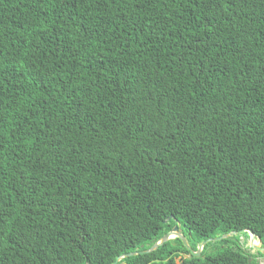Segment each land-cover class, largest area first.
Returning <instances> with one entry per match:
<instances>
[{"label": "trees", "instance_id": "1", "mask_svg": "<svg viewBox=\"0 0 264 264\" xmlns=\"http://www.w3.org/2000/svg\"><path fill=\"white\" fill-rule=\"evenodd\" d=\"M177 221L264 246V0H0V264H113ZM248 239L118 264H258Z\"/></svg>", "mask_w": 264, "mask_h": 264}, {"label": "water", "instance_id": "2", "mask_svg": "<svg viewBox=\"0 0 264 264\" xmlns=\"http://www.w3.org/2000/svg\"><path fill=\"white\" fill-rule=\"evenodd\" d=\"M180 226H181L180 222L177 221L176 225L169 232H167L159 240L154 242L146 250H140V251H135V252L122 254L119 257H117V259L113 262V264H118L122 259L127 258L129 256L151 253V252L157 250L159 247H161L164 243H166L170 239H174V238H179L182 241V243L185 246V248L193 256L199 257L201 255V253H202L203 248L205 247V245L208 242L218 241V240H221V239H224V238H228V237H232V236L238 235L239 233H244V232H247L249 234V245H250L251 249L256 250L257 252H260L261 254L264 255V246H262L261 239L259 237H257L256 234L253 232V230H251L249 228L243 229L241 231H232V232L226 233L224 235H221V236H218V237H215V238H208L205 241L201 242L198 245L196 250H193L191 248V246L188 244V241H187L186 237L181 232ZM255 241H258V243H255ZM250 262H251V258H249V263Z\"/></svg>", "mask_w": 264, "mask_h": 264}, {"label": "rangeland", "instance_id": "3", "mask_svg": "<svg viewBox=\"0 0 264 264\" xmlns=\"http://www.w3.org/2000/svg\"><path fill=\"white\" fill-rule=\"evenodd\" d=\"M242 242H244V237H241V239H240ZM249 239H248V243L246 244V248H249ZM249 252H251V253H256V250H250ZM183 257H189V255H182ZM181 260V257H178L177 258V261L179 262ZM256 261H257V263L258 264H264V257H260V256H257V258H256Z\"/></svg>", "mask_w": 264, "mask_h": 264}, {"label": "bare ground", "instance_id": "4", "mask_svg": "<svg viewBox=\"0 0 264 264\" xmlns=\"http://www.w3.org/2000/svg\"><path fill=\"white\" fill-rule=\"evenodd\" d=\"M255 243H258V241H255Z\"/></svg>", "mask_w": 264, "mask_h": 264}]
</instances>
